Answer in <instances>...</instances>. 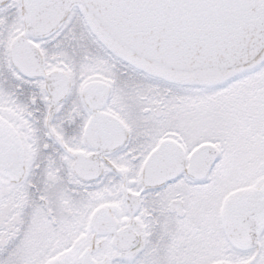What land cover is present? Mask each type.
Returning a JSON list of instances; mask_svg holds the SVG:
<instances>
[{
    "label": "snow or ice",
    "instance_id": "6c2138e0",
    "mask_svg": "<svg viewBox=\"0 0 264 264\" xmlns=\"http://www.w3.org/2000/svg\"><path fill=\"white\" fill-rule=\"evenodd\" d=\"M0 264H264V0H0Z\"/></svg>",
    "mask_w": 264,
    "mask_h": 264
}]
</instances>
